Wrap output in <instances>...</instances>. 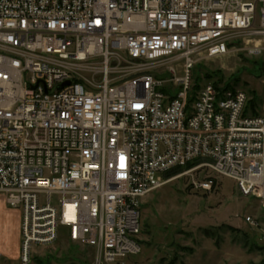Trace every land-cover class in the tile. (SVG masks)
<instances>
[{"label": "built area", "instance_id": "1", "mask_svg": "<svg viewBox=\"0 0 264 264\" xmlns=\"http://www.w3.org/2000/svg\"><path fill=\"white\" fill-rule=\"evenodd\" d=\"M233 55L261 59L256 114L242 89H193L198 64ZM194 161L182 173L230 178L264 209V0H0V198L20 214L19 264L63 235L124 264L142 199Z\"/></svg>", "mask_w": 264, "mask_h": 264}, {"label": "rangeland", "instance_id": "2", "mask_svg": "<svg viewBox=\"0 0 264 264\" xmlns=\"http://www.w3.org/2000/svg\"><path fill=\"white\" fill-rule=\"evenodd\" d=\"M256 59L243 55L217 58L198 64L192 75L198 86L219 77L223 85L237 75V83L231 80L233 90L242 89L248 95L253 90L261 96L262 65L259 76ZM207 72H214L212 79L205 77ZM207 177L215 182L211 191L192 186L193 179ZM140 223L141 250L127 257L124 264H264L260 199L243 196L232 179L206 168L180 173L146 195L140 206ZM30 264H93V249L63 235L53 245L37 249Z\"/></svg>", "mask_w": 264, "mask_h": 264}, {"label": "crops", "instance_id": "3", "mask_svg": "<svg viewBox=\"0 0 264 264\" xmlns=\"http://www.w3.org/2000/svg\"><path fill=\"white\" fill-rule=\"evenodd\" d=\"M0 209V262L8 264L19 257L20 214L6 207L1 198Z\"/></svg>", "mask_w": 264, "mask_h": 264}, {"label": "trees", "instance_id": "4", "mask_svg": "<svg viewBox=\"0 0 264 264\" xmlns=\"http://www.w3.org/2000/svg\"><path fill=\"white\" fill-rule=\"evenodd\" d=\"M255 69H256V73H258V75L260 76V68H261V65H262V62H261V59L258 58L256 59L255 61ZM219 72V71H218ZM218 72H215V74ZM214 72H207L205 74V77L207 79H212V75H213ZM255 73V74H256ZM231 80H232V83L235 84L238 82V77L237 75H233L230 80L226 81L223 85H220L222 83L221 81V78L219 77L218 79L212 81V83L214 84V86L216 87H220L222 86L223 89H229V90H233V85L231 83ZM198 81L197 77H195L194 79V87L193 89H197L198 88V85L196 84V82ZM249 99H248V104H247V107H248V111L252 114H256L257 113V109H258V105L260 103V100H261V96H259L255 91H250L249 95H248ZM192 100V96L189 97V101ZM196 164V161L194 162H189L187 163L186 165L184 166H176V167H173L172 169L168 170L166 173H165V177L166 178H170L172 176H176L180 173H182L183 171L193 167L194 165ZM207 237H212L211 235H206ZM189 252H192V249L189 250Z\"/></svg>", "mask_w": 264, "mask_h": 264}]
</instances>
